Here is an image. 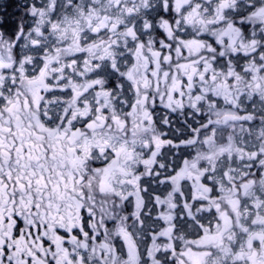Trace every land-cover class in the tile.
<instances>
[{
  "label": "snow or ice",
  "instance_id": "snow-or-ice-1",
  "mask_svg": "<svg viewBox=\"0 0 264 264\" xmlns=\"http://www.w3.org/2000/svg\"><path fill=\"white\" fill-rule=\"evenodd\" d=\"M0 264H264V0H0Z\"/></svg>",
  "mask_w": 264,
  "mask_h": 264
}]
</instances>
